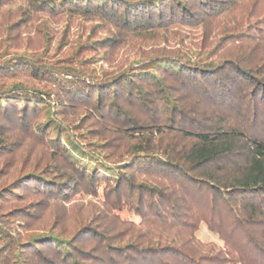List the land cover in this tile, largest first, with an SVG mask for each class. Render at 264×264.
Segmentation results:
<instances>
[{"label": "trees", "instance_id": "obj_1", "mask_svg": "<svg viewBox=\"0 0 264 264\" xmlns=\"http://www.w3.org/2000/svg\"><path fill=\"white\" fill-rule=\"evenodd\" d=\"M0 264H264V0H0Z\"/></svg>", "mask_w": 264, "mask_h": 264}, {"label": "rangeland", "instance_id": "obj_2", "mask_svg": "<svg viewBox=\"0 0 264 264\" xmlns=\"http://www.w3.org/2000/svg\"><path fill=\"white\" fill-rule=\"evenodd\" d=\"M124 216H127L125 213ZM197 237L200 238L203 241H212L217 240V237L212 235L204 226H202L196 233ZM220 243V241H217Z\"/></svg>", "mask_w": 264, "mask_h": 264}]
</instances>
